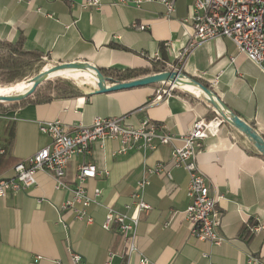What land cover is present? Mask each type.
<instances>
[{
    "label": "crops",
    "instance_id": "crops-1",
    "mask_svg": "<svg viewBox=\"0 0 264 264\" xmlns=\"http://www.w3.org/2000/svg\"><path fill=\"white\" fill-rule=\"evenodd\" d=\"M85 1L0 0V41L22 40L26 50L43 53L50 65L84 61L99 69L136 70L159 62L174 71L178 54L188 44L187 33L192 31L190 23L183 25L192 0H176L170 15L157 1L138 9L104 0L101 9H84ZM181 70L212 88L264 137V67L241 53L233 41L219 37L202 43ZM164 87L168 85L97 94L85 89L76 98L25 102L0 112V147L6 149V158L0 156V176L11 175L17 162L50 144V137L40 131L47 122L59 120L72 130L90 126L98 117L119 118L124 127L139 128L145 122L164 126L163 132L176 139L158 144L153 151L133 149L124 155L117 153L120 140L112 138L92 144L89 154L74 156L65 176L69 185L74 186L80 165L91 163L97 168V176L85 185L87 194L100 203L89 209L91 223L62 211L72 195L56 189L52 174L38 172L36 186L0 198V264H75L72 255L77 253L82 257L78 264L110 260L111 264H141L144 258L149 264H248L251 256L264 264V233L252 231V226L264 225V158L226 122L202 142L197 163L210 196L217 200L218 235L223 243L192 237L185 215L192 204L187 190L190 176L172 164V152L183 145L182 136L191 132L195 121L221 117L179 89L164 101L152 103L157 90ZM2 158L10 159L9 163L1 162ZM157 166L163 172L150 174ZM143 178L150 181L144 201L151 209L140 216L138 252L128 254L118 226L106 231L103 224L109 208L135 213L134 207H127ZM244 227L250 228L248 238L240 236Z\"/></svg>",
    "mask_w": 264,
    "mask_h": 264
},
{
    "label": "built area",
    "instance_id": "built-area-1",
    "mask_svg": "<svg viewBox=\"0 0 264 264\" xmlns=\"http://www.w3.org/2000/svg\"><path fill=\"white\" fill-rule=\"evenodd\" d=\"M109 1L115 6L130 4L138 9L147 2L157 1L165 6L168 15L174 12L176 2V0ZM103 3L104 0H86L81 7L101 9ZM192 3L189 17L183 23L185 27L190 23L192 31L187 33L188 44L178 54L174 71H182V66L194 49L206 41L219 37L229 38L241 53L246 54L255 64L264 67V0H192ZM155 58L160 60V57ZM177 89L172 85L159 89L151 102H162ZM121 121L122 119L119 118L98 117L90 126L79 125L72 130L65 128L59 120L41 125L40 131L50 137V144L32 157L17 162L10 170L11 175L0 176V198H6L11 192H23L36 186L38 172L52 174L56 189H65L72 195L62 204V211L71 212L75 220L91 223L93 220L89 215V209L92 205L100 206V203L87 194L85 185L88 179L97 176V168L91 163L80 165L74 186L69 185L65 181V176L68 163L74 156L89 154L92 144L112 138L120 140L121 148L117 153L124 155L133 149L143 152L153 151L158 144L166 145L176 140L170 134L163 132L164 126L145 122L139 128L124 127ZM224 122L222 118H218V121H195L191 132L182 136L183 145L175 147L171 157L172 164L177 168L183 167L190 176L187 190L192 204L185 211V215L191 224L192 237L216 245L223 243V239L218 235L221 216L217 210L216 198L210 196L206 176L199 169L197 156L202 148V142L216 135L220 124ZM4 154L6 149L0 147V155ZM162 172L161 166L149 171L153 175H160ZM167 176L170 177V174L167 173ZM149 184L148 178H143L138 183L132 195V203L127 207L128 210L134 207V214L109 208L105 217L103 228L110 231L114 225L118 226V231L124 236L128 246V254L138 252L136 241L140 216L151 209L144 201V189ZM96 194L98 195L97 191ZM252 231L254 234H263L264 225H254ZM81 260L82 257L78 253L72 255L75 264L82 262ZM149 263L146 258L141 261V264ZM106 264H111V260ZM248 264H262V262L251 256Z\"/></svg>",
    "mask_w": 264,
    "mask_h": 264
},
{
    "label": "trees",
    "instance_id": "trees-1",
    "mask_svg": "<svg viewBox=\"0 0 264 264\" xmlns=\"http://www.w3.org/2000/svg\"><path fill=\"white\" fill-rule=\"evenodd\" d=\"M48 65L50 64L43 53L36 50H26L23 46L22 40L15 43L0 41V88L14 87L18 84L28 82L40 74ZM100 70L107 78L111 79L112 82L121 83L134 81L139 78L162 73L163 71H169L164 63L159 65V62H156L153 66L147 69L133 70L129 68H109ZM81 74L83 75V73ZM197 81L200 82L199 80ZM84 84V81L82 82L71 77L56 76L55 78L44 81L33 95L22 102H0V112L9 111L10 109L15 108L17 104L21 105L25 102L46 103L57 99H71L82 96L85 93ZM12 139L13 133L12 131H9V144H11ZM258 155L263 157L259 153ZM0 156L6 158V154ZM9 161L10 159L8 158L6 160L3 158L1 159V162L4 164L9 163ZM249 230L250 228L244 227L240 236L248 238L250 234Z\"/></svg>",
    "mask_w": 264,
    "mask_h": 264
},
{
    "label": "water",
    "instance_id": "water-1",
    "mask_svg": "<svg viewBox=\"0 0 264 264\" xmlns=\"http://www.w3.org/2000/svg\"><path fill=\"white\" fill-rule=\"evenodd\" d=\"M75 70L83 73L89 71L95 77L94 82L91 84H84L85 89H88L91 94L97 93H110L113 91H123L124 89H134L137 87H145L150 85H172L184 93L197 97L202 102H205L209 107L219 115L223 121L233 126L240 134H242L248 142L257 150L259 154L264 157V137L247 121L242 120L232 109L228 108L212 88L203 85L192 77L186 75L183 71H163L155 75L139 78L129 82H112L107 78L104 73L96 66L89 62H69L63 64L51 65L49 68L43 69V71L36 77L28 81L31 83L29 89L24 93L15 95H0L1 103H19L26 100L33 95L40 85L51 78H54L51 74L58 70ZM183 85H191L195 89L201 91V96L195 95L193 92L185 91L182 89Z\"/></svg>",
    "mask_w": 264,
    "mask_h": 264
},
{
    "label": "bare ground",
    "instance_id": "bare-ground-1",
    "mask_svg": "<svg viewBox=\"0 0 264 264\" xmlns=\"http://www.w3.org/2000/svg\"><path fill=\"white\" fill-rule=\"evenodd\" d=\"M51 66H46L45 68H49ZM44 68V69H45ZM54 78L56 76H64V77H68V78H74L76 80H80V81H84L86 83H93L95 80V77L89 73V71H84L83 75L75 70H58L56 72H54L53 74H51ZM31 86V83L29 82H25V83H21L18 84L14 87H9L6 89H2L0 88V95H15V94H21L24 93L27 89H29V87ZM182 89H184L185 91H193L195 93H197L198 95L201 96V91L198 89H195L193 86H189V85H183Z\"/></svg>",
    "mask_w": 264,
    "mask_h": 264
},
{
    "label": "rangeland",
    "instance_id": "rangeland-1",
    "mask_svg": "<svg viewBox=\"0 0 264 264\" xmlns=\"http://www.w3.org/2000/svg\"><path fill=\"white\" fill-rule=\"evenodd\" d=\"M56 65V64H55ZM49 66H51V65H49ZM68 78V77H67ZM11 88V87H10ZM2 89H6V88H2ZM180 90V89H179Z\"/></svg>",
    "mask_w": 264,
    "mask_h": 264
}]
</instances>
